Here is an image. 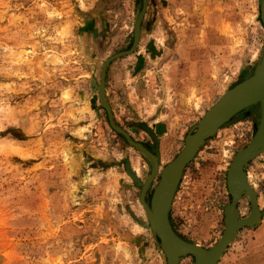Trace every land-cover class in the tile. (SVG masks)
<instances>
[{"label": "rangeland", "instance_id": "obj_1", "mask_svg": "<svg viewBox=\"0 0 264 264\" xmlns=\"http://www.w3.org/2000/svg\"><path fill=\"white\" fill-rule=\"evenodd\" d=\"M261 1L148 0L137 49L109 65L115 123L160 164L148 204L188 133L257 69ZM142 6L0 0V264H168L132 177L145 184L153 160L111 126L94 85L107 59L131 49ZM260 120V104L247 108L187 166L170 209L182 238L206 249L222 238L227 173ZM246 172L262 220L241 229L218 264H264V152ZM250 208L244 195L240 217Z\"/></svg>", "mask_w": 264, "mask_h": 264}, {"label": "water", "instance_id": "obj_2", "mask_svg": "<svg viewBox=\"0 0 264 264\" xmlns=\"http://www.w3.org/2000/svg\"><path fill=\"white\" fill-rule=\"evenodd\" d=\"M147 8L148 0H143V6L137 17L134 29V42L131 49L119 52L107 59L102 68L100 84L98 85L95 82L94 85L99 90L100 101L108 112L111 126L121 133L130 145L153 160L154 170L145 184H142L135 175H132V177L142 185L140 201L149 219L148 224L145 226L150 228L153 234L160 240V245L167 257L168 264H180V261L187 256L194 257L196 261L200 259L199 264H218L237 233L241 229L260 224L262 220L258 195L249 183L246 167L264 152V49L262 59L255 72L227 91L200 120L194 130L188 133L181 152L163 168L151 203L148 204L145 200L146 193L160 170L158 158L142 143L135 142L129 133L115 123L111 108L105 97L108 67L116 59L130 55L137 49L141 39V27ZM260 10L264 26V0L261 1ZM256 104H260L261 106L260 124L250 143L236 153L235 159L232 161V165L227 173V186L231 195V203L224 208L226 228L223 237L210 249L200 248L195 243L178 235L171 224L170 209L178 186L181 183L187 166L192 162L200 149L199 145L201 144V147L204 146L207 140L215 136L222 127L226 126L238 114ZM239 184L243 189L242 194H239L238 191ZM244 195L249 197L251 208L250 215L241 218L239 203Z\"/></svg>", "mask_w": 264, "mask_h": 264}, {"label": "bare ground", "instance_id": "obj_3", "mask_svg": "<svg viewBox=\"0 0 264 264\" xmlns=\"http://www.w3.org/2000/svg\"><path fill=\"white\" fill-rule=\"evenodd\" d=\"M229 91V90H228ZM225 95V94H224ZM223 95V96H224ZM199 147H201V144L199 145ZM198 147V148H199ZM235 159V158H234ZM238 191H239V194H242V192H243V189L241 188V185L239 184L238 185ZM153 216V215H152ZM153 225H154V222H153ZM223 237V236H222ZM222 239V238H221ZM196 246H198L197 244H196ZM198 247H200V246H198ZM200 248H203V247H200ZM200 263V259H198L197 261L195 260V264H199Z\"/></svg>", "mask_w": 264, "mask_h": 264}, {"label": "crops", "instance_id": "obj_4", "mask_svg": "<svg viewBox=\"0 0 264 264\" xmlns=\"http://www.w3.org/2000/svg\"><path fill=\"white\" fill-rule=\"evenodd\" d=\"M117 68H118V66H117ZM118 70H120V69L118 68ZM165 111L169 112L168 110H165Z\"/></svg>", "mask_w": 264, "mask_h": 264}]
</instances>
